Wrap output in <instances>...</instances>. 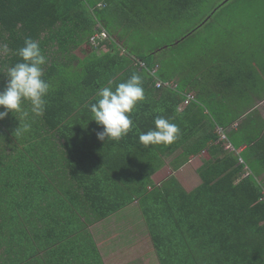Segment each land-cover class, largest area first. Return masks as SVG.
Returning a JSON list of instances; mask_svg holds the SVG:
<instances>
[{"label":"trees","instance_id":"trees-1","mask_svg":"<svg viewBox=\"0 0 264 264\" xmlns=\"http://www.w3.org/2000/svg\"><path fill=\"white\" fill-rule=\"evenodd\" d=\"M212 1L0 0V45L11 49L0 55V91L26 38L39 43L51 85L42 117L24 104L29 131L15 134L19 114L0 120V264H104L93 227L128 220L134 204L159 264H264V181L249 158L262 160L264 139L251 113L220 108L243 92L244 67L256 71L244 62L242 12L245 2L247 10L257 5L223 0L203 14ZM101 31L109 40L94 45ZM133 73L145 95L135 127L119 141H99L89 105L99 88L115 90ZM244 114L252 132L241 144L228 127ZM158 116L178 125V139L141 144ZM220 130L236 150L248 146L246 154H228ZM202 154L195 189L174 175L153 179L168 158L176 172Z\"/></svg>","mask_w":264,"mask_h":264},{"label":"clouds","instance_id":"clouds-1","mask_svg":"<svg viewBox=\"0 0 264 264\" xmlns=\"http://www.w3.org/2000/svg\"><path fill=\"white\" fill-rule=\"evenodd\" d=\"M10 51L7 44L0 45V55H6ZM15 54L20 62L7 70L6 85L0 91V108L4 109L0 111V120L9 112L19 114V127L15 134H20L29 131L31 127L30 112L32 117L44 115L51 85L44 79L43 66L47 61L36 40L26 38L24 46L17 49ZM140 69L149 70L147 65L146 68L140 66ZM96 97V101L89 105V110L92 121L103 129L97 133V139L102 142L119 141L135 127L132 113L138 103L145 99L142 77L133 73L125 82L119 83L115 90L111 87L99 88ZM26 102L31 106L30 112L24 108ZM179 135L178 125L158 116L154 119L153 129L139 134V142L145 146L170 145Z\"/></svg>","mask_w":264,"mask_h":264},{"label":"rangeland","instance_id":"rangeland-1","mask_svg":"<svg viewBox=\"0 0 264 264\" xmlns=\"http://www.w3.org/2000/svg\"><path fill=\"white\" fill-rule=\"evenodd\" d=\"M222 1L223 0H213L203 14L211 12V10ZM255 1L257 3L255 2L254 6H257L249 8L248 10L246 7L247 3H244V11L242 12L244 14L243 46L245 50H247L244 62L255 68L258 77H263L261 78L262 82L259 87L260 89L257 91L259 92L264 90V68H261L262 63H264V55L262 53V48H264V0ZM259 6L262 8L257 9ZM259 15L263 17V20L258 18ZM241 16L242 15H240V17ZM218 26L220 27V25ZM215 31L216 30H210V33L214 36ZM114 35L118 37L119 33L115 31ZM109 36L110 35L105 38L106 41L109 40ZM199 37L198 33V40ZM126 38L129 39L130 36L128 35ZM130 42H133L132 44L136 46V39H134V37L130 38ZM253 43L256 46L250 47L249 45ZM108 49L109 47L107 46L102 47L104 52H107ZM79 54L81 57L83 56L82 53ZM225 56H227L226 53ZM243 95L244 94L242 93L241 96ZM246 104L247 106H251L252 102L249 100ZM261 110L264 112V104L261 106ZM253 116H255L254 113L249 115L250 119L253 120V123H255V118H251ZM250 124L251 123L247 122L244 127L250 126ZM233 136L235 137V135ZM259 138L264 139V136L262 137L261 128ZM198 158H200V156L197 157L196 160L189 162L188 167L182 168L177 172H173L169 163L171 159L168 158L166 160V165L156 175H154L153 179L156 182H160L168 176L174 175L187 191H191L201 183L199 175L195 172V170L202 164V159ZM134 206H136V208ZM131 208L132 209L129 210L126 215L128 220H123L121 217L122 215H119L109 223L105 221L106 223H104L107 225L102 224L93 227L96 229L94 230V233L97 241L100 243L99 245L102 249L104 259L107 264H127L129 261H135L131 264H159L149 235L145 232L144 222L140 217L137 205L134 204Z\"/></svg>","mask_w":264,"mask_h":264},{"label":"crops","instance_id":"crops-1","mask_svg":"<svg viewBox=\"0 0 264 264\" xmlns=\"http://www.w3.org/2000/svg\"><path fill=\"white\" fill-rule=\"evenodd\" d=\"M251 46H253V45H250V47ZM262 53L264 55V48H262ZM249 70L247 69V67H244V83L241 85L242 90H243L242 93H244V95L241 96V94H242L241 93L239 95L238 99L235 100L233 104L226 102L220 108L222 110H226V111L242 112L245 114L254 113L255 116H253V118H255V122L257 123V127L254 126V128L256 130H260V128H261L262 129V137H263L264 136V112L261 110V106L264 104V90L257 92L260 89L259 87H260V84L262 82L261 78H263V77H258V74L256 73V71L253 74H251V72ZM193 96L196 97L195 95H193ZM249 100L252 102L251 106H249V105L247 106V104H246ZM229 102H232V100ZM196 103L199 104L198 101ZM184 108H185V105L184 104L181 105V109H184ZM245 114L234 125H231L230 127H228V132L233 131L234 133L235 132L239 133L236 140L238 143H241V144L244 142V138H246L252 132V128H250V127L246 131H244V119L246 117ZM228 142H229V140H228ZM259 146H258L259 158H261L262 160H259L256 157H251L250 155H249V158H251V162H255L257 165L261 166L262 171L260 174L262 176L261 177L262 180L264 181V157H262L264 155V153H262V151H263L262 147L260 148ZM224 149H225V151L228 152V154H230V153H238V154L244 153V154H246V152L248 151V146L243 144L239 147V149L236 150L234 148L235 151H229L226 149V143H225ZM231 155H233V154H231ZM198 159H202V161H201L202 164L200 165V167H201L205 161V154H202V156L200 155V158H198ZM240 159L243 161V163L240 162ZM194 160H196V158L191 160V161H194ZM188 164L184 165L182 168L188 167ZM239 164L244 165V157H242V158L239 157ZM198 169L195 170L197 175H198ZM95 237H96V235H95ZM96 240H97V238H96ZM97 243H98V247H99V251L101 254L102 261L104 262V264H107V262L104 259L102 249L99 245L100 243L98 241H97ZM133 262H135V261H129L127 264H131Z\"/></svg>","mask_w":264,"mask_h":264},{"label":"built area","instance_id":"built-area-1","mask_svg":"<svg viewBox=\"0 0 264 264\" xmlns=\"http://www.w3.org/2000/svg\"><path fill=\"white\" fill-rule=\"evenodd\" d=\"M108 36V33L106 32V31H101V33H99L98 35H96V36H94V37H92L91 39H90V41L94 44V45H96V44H98L97 42H96V39H100L101 41H103V40H105V38ZM140 66L142 67V68H146V64L144 63V62H141L140 63ZM165 86H172L171 85V83H167ZM157 87H162V83H158L157 84ZM194 96H193V94H189L188 96H187V99H186V102H184V105L185 106H187L191 101H193L194 100ZM220 133H221V135H222V139H224L225 140V143H226V149L227 150H229V151H235V149H234V147L228 142V139H227V137H226V135L223 133V131L222 130H220ZM240 162L241 163H243V161L240 159Z\"/></svg>","mask_w":264,"mask_h":264}]
</instances>
